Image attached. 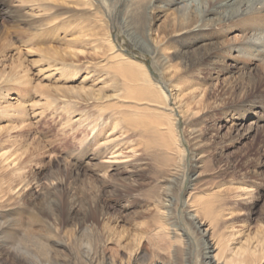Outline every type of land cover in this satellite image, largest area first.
<instances>
[{"label":"rangeland","instance_id":"1","mask_svg":"<svg viewBox=\"0 0 264 264\" xmlns=\"http://www.w3.org/2000/svg\"><path fill=\"white\" fill-rule=\"evenodd\" d=\"M186 2L0 0V264H84L100 243L204 264L205 240L264 264L262 63L222 47L226 25L179 27ZM42 221L53 252L24 242Z\"/></svg>","mask_w":264,"mask_h":264},{"label":"bare ground","instance_id":"2","mask_svg":"<svg viewBox=\"0 0 264 264\" xmlns=\"http://www.w3.org/2000/svg\"><path fill=\"white\" fill-rule=\"evenodd\" d=\"M157 1L158 0H147V1L144 0L145 3L147 2L145 4L146 11L149 8L153 7ZM180 4H182V2H180ZM211 4H213V6H211ZM180 9H181L180 10L181 18H179L180 19V23H178L179 27L181 26L187 27L188 25L192 23L190 19V15L193 12L196 14L197 25L198 24H201L204 26L226 25L230 27L229 29H227V31H229V33L232 35L234 34V37L232 36L231 39L225 40V42H223L222 44V47L225 48V50H227L230 53L237 51L240 57L247 58V59H249L250 57L251 59H258L259 62L262 63L261 68L264 71V0H187L185 4L183 3V6ZM211 15H213L212 17L214 18V24H212L213 18H212V22L207 24L208 21H206V19L211 17ZM11 16H14V15L11 14ZM145 44L147 45V47H149L147 43ZM154 53H157V52H154ZM167 59L168 58H165V60ZM188 65H189V62L187 60L183 61L182 68L185 70ZM143 70H144L143 75L148 79L149 84L154 89V90H151V89L149 90L153 91L154 95L158 94V91H159L161 92V94L165 96L166 92L164 88L151 79V77L149 76L148 72L146 71L144 67H143ZM151 91L150 93L152 94ZM5 155L7 154L2 155V157H4ZM11 157L12 155H10L9 157H6V161H9ZM17 160H19V158ZM13 163H15V159L12 162H10L11 165ZM16 166H19V164ZM15 176L17 177V175ZM20 179H21L20 181L21 183L22 182L26 184L29 183L28 182L29 180L27 181L26 179H24L22 177V174L20 176ZM176 181L177 180H174L171 182L176 183ZM182 185L183 184L181 183V186ZM49 189L50 188H48V190ZM2 199H3L2 191H0V203L3 202ZM162 199L163 200H160L159 202L161 206L163 207V209L167 211H169L175 204L174 198H172L171 195L169 194H166L164 198ZM70 212L75 213L76 212L75 208L71 207ZM197 217H198L197 215L196 216L192 215V216H189V219L192 221L193 225L196 227L198 233L201 234L203 238H207L210 234V230L204 229L205 224L203 223L201 224L200 222H198ZM35 219L38 220L39 218H35ZM55 219L58 220V218H55ZM32 222H35V221H32ZM41 223L45 225V227L41 231H34L32 228L31 229L26 228L27 229L26 233L28 232V234H26L27 238L23 240L27 244L33 241V243L36 244L39 249L43 251L53 252L54 251L53 247L57 244V242H59L58 240L59 235L55 234V226L51 225V222L48 223L46 221H42ZM163 224H165L164 221H163ZM161 228H163L164 230L166 229V227L164 226ZM176 231H173L174 236L178 235ZM184 235H187V234L184 233ZM186 238L188 237L186 236ZM52 240H54L55 242L57 241V242L55 244H51ZM19 243L20 242H16V243L13 242L14 247ZM204 244H205V254L203 256L204 264H220L221 262L220 260H223V258L219 257V262L216 263L215 259L217 260V257H215L214 259V257L212 256V253L216 250L214 247L215 244L209 242V240H205ZM257 252L258 251L256 250L251 251L248 249H244L241 253H238V256L236 259H232V261H226L224 259L223 261H224V264H261L262 262H260V258H259L260 256ZM123 255L124 254L122 252V253H118L117 258H114V259L109 258L104 251L103 243H100L98 247L95 249L93 247L89 248V250L82 257L81 261L84 264H126L123 258ZM50 258L56 261V258H53L52 256H50ZM56 262L60 264L59 261H56ZM146 262H147V255H145L141 251L140 253L139 252L135 253V257L130 259L129 264H147ZM154 264H163V263H154Z\"/></svg>","mask_w":264,"mask_h":264}]
</instances>
